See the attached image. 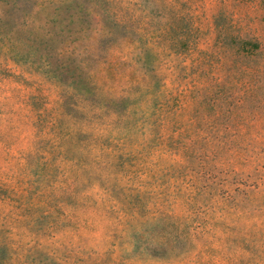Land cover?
Segmentation results:
<instances>
[{"label": "rangeland", "instance_id": "374dc122", "mask_svg": "<svg viewBox=\"0 0 264 264\" xmlns=\"http://www.w3.org/2000/svg\"><path fill=\"white\" fill-rule=\"evenodd\" d=\"M0 264H264V0H0Z\"/></svg>", "mask_w": 264, "mask_h": 264}]
</instances>
